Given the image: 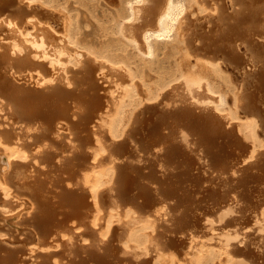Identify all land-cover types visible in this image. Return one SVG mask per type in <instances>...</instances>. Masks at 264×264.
I'll list each match as a JSON object with an SVG mask.
<instances>
[{"label": "bare ground", "instance_id": "6f19581e", "mask_svg": "<svg viewBox=\"0 0 264 264\" xmlns=\"http://www.w3.org/2000/svg\"><path fill=\"white\" fill-rule=\"evenodd\" d=\"M263 183L264 0H0V264H264Z\"/></svg>", "mask_w": 264, "mask_h": 264}, {"label": "rangeland", "instance_id": "374dc122", "mask_svg": "<svg viewBox=\"0 0 264 264\" xmlns=\"http://www.w3.org/2000/svg\"><path fill=\"white\" fill-rule=\"evenodd\" d=\"M105 1H103V6L102 5H100L99 7H98V12H99V14H103L102 12H103V8H104V10H105V12H108V9H107V7H106V5H104L105 3H104ZM145 2H146V0H145ZM134 5V4H133ZM135 7H136V3H135V5H134ZM135 7H133V8H135ZM136 9V8H135ZM102 10V11H101ZM140 14V13H139ZM141 15H143V12L141 11V14H140V16ZM141 18V17H140ZM138 19H139V17H138ZM137 20V19H136ZM139 21L141 22L142 20L140 19V20H137V22L139 23ZM90 29V30H89ZM89 33L92 35V36H95L96 34H95V25L94 24H92V26L91 27H89ZM111 108V107H110ZM99 121L100 120H97V123H99ZM98 126V124L95 126V129H98V128H100L99 126H98V128H96ZM102 139V138H101ZM105 153L106 152H108V148H105V151H104ZM110 153V152H109ZM100 161V160H99ZM99 161H95V164H97V163H99ZM97 162V163H96ZM264 184V183H263ZM263 187H264V185H263ZM103 207V208H102ZM101 207V213L102 214H106L107 213V211H108V209L106 208V207H104V206H102ZM105 209V210H104ZM116 211V212H115ZM159 211H161L160 209H159ZM113 212L115 213V215H114V219H116L115 221H114V223L113 224H116V223H119L120 221H122V219L124 220L125 218H126V216L123 214V207H122V205H120V206H116V207H114L113 208ZM207 218H210V217H207ZM103 218H101V220H102ZM212 218H210V220H211ZM258 221H260V219H258V217L256 216L254 219H253V225L251 226V225H249L247 228H243V231L242 232H247V230H248V228H249V230L248 231H250L253 227H254V224L256 223V222H258ZM206 223V222H205ZM213 223H210L209 224V229H208V231H209V233H216V234H218V232H222V230L220 229V228H217V227H214V226H211L210 227V225H212ZM98 226H100L99 225V222L97 223V227L96 228H98ZM87 227H88V225H87ZM252 227V228H251ZM86 228V227H85ZM236 228V227H235ZM213 229V230H212ZM215 229V230H214ZM231 229V230H230ZM232 229H234V228H228V229H226V230H224V231H228V232H232V231H234V230H232ZM236 229H238V228H236ZM154 230L157 232V228L155 227L154 228ZM214 231V232H212V231ZM218 230H220V231H218ZM256 230H258L257 232L259 233V232H263L264 231V229L263 228H260V230L261 231H259V229H257L256 228ZM211 231V232H210ZM149 235H152V232L151 231H149V233H148ZM210 237V235H207V237L206 236H204V237H200V236H196V238L198 239V238H200V239H204L205 241L207 240V242H212L213 240H214V238L213 237H211V238H209ZM209 238V239H208ZM209 240H211V241H209ZM227 243H224L223 244V246H221L220 247V249L223 251V250H225V248L226 247H231L230 245H226ZM223 254H225V252L223 251L222 252ZM246 264H249V263H246Z\"/></svg>", "mask_w": 264, "mask_h": 264}]
</instances>
